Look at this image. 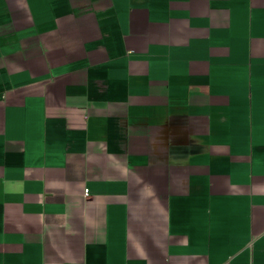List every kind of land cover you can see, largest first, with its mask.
Returning <instances> with one entry per match:
<instances>
[{
  "label": "crops",
  "instance_id": "1",
  "mask_svg": "<svg viewBox=\"0 0 264 264\" xmlns=\"http://www.w3.org/2000/svg\"><path fill=\"white\" fill-rule=\"evenodd\" d=\"M0 264H264V0H0Z\"/></svg>",
  "mask_w": 264,
  "mask_h": 264
},
{
  "label": "built area",
  "instance_id": "2",
  "mask_svg": "<svg viewBox=\"0 0 264 264\" xmlns=\"http://www.w3.org/2000/svg\"><path fill=\"white\" fill-rule=\"evenodd\" d=\"M87 192V189H85V193Z\"/></svg>",
  "mask_w": 264,
  "mask_h": 264
}]
</instances>
